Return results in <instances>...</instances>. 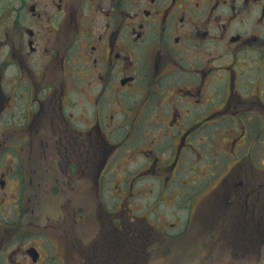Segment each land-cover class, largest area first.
Here are the masks:
<instances>
[{
    "label": "flooded vegetation",
    "instance_id": "obj_1",
    "mask_svg": "<svg viewBox=\"0 0 264 264\" xmlns=\"http://www.w3.org/2000/svg\"><path fill=\"white\" fill-rule=\"evenodd\" d=\"M207 162L205 261L262 256L264 0H0V264H156Z\"/></svg>",
    "mask_w": 264,
    "mask_h": 264
},
{
    "label": "rangeland",
    "instance_id": "obj_2",
    "mask_svg": "<svg viewBox=\"0 0 264 264\" xmlns=\"http://www.w3.org/2000/svg\"><path fill=\"white\" fill-rule=\"evenodd\" d=\"M134 160L135 159L131 161H134ZM209 164L210 163L207 162V163H204V165L202 164L200 166L202 174L209 168ZM211 166H213L212 163H211ZM135 169H136V166L132 164L131 170L134 171ZM185 169H184L183 174L185 173L187 174L185 175L184 179L188 180L190 184L189 187L187 188L188 193L185 196H182V198L181 196H179L178 203L176 205H173L170 207L161 206L160 212L158 213V215L165 216L168 223L171 224V223L176 222L180 224V226L177 229L173 230V231L178 230L180 232L179 234H175L176 237L178 236L179 237L178 239L171 242L170 247L169 246L166 247L167 252H164L165 251L164 249L162 250L161 253L157 252L156 254L157 260L155 261V263L156 264H230L231 249L229 246L218 244L217 246L218 248L216 251L217 254L215 256H212L211 254L206 255V256H211L213 258L208 261H205L204 256L205 254H208V253H204V255H202V252H203L202 249H205V248H202L201 244L196 242V235L198 234V231H197L198 227L197 225L195 226L196 213L200 210L203 201H208L210 199L211 197L210 195L215 191L213 189L214 185L218 181L216 177L217 174H215L214 166L209 168L208 172H205L203 174V175L209 174L208 186H206L204 190H201V188L198 190L196 188H192V186L195 184L194 179H196L197 181V178L195 177V175L192 178V173H188L187 170ZM199 174L197 173L196 176H198ZM144 183H149V182L144 181L143 184ZM156 186L159 188V183H156ZM150 187H151V184H148L147 189H150ZM155 197L156 196H150V197L146 196L142 200V203L144 205H149L153 202ZM146 213L147 211L144 212L143 214H146ZM149 219L156 222V221H159L160 218L157 216L155 212H152ZM191 220H193V223L191 222ZM186 228L188 229V231L186 233H183V230H185ZM205 237H210V236L206 235ZM259 247L260 246L258 245V248H256L255 251L259 252L260 251ZM261 251L263 253L262 256L258 255V257H254V258L251 256L248 259H240L238 260V263L236 264H264V249H261ZM200 256L204 257L202 260V263H200L198 260ZM141 264H154V259L143 261L141 262Z\"/></svg>",
    "mask_w": 264,
    "mask_h": 264
}]
</instances>
